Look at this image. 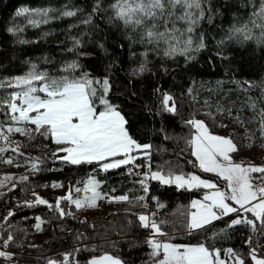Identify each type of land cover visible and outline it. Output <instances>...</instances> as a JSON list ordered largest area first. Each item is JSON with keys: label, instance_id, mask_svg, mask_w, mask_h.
<instances>
[{"label": "snow or ice", "instance_id": "1", "mask_svg": "<svg viewBox=\"0 0 264 264\" xmlns=\"http://www.w3.org/2000/svg\"><path fill=\"white\" fill-rule=\"evenodd\" d=\"M245 4H251L252 10L246 9V17L239 12L234 14L232 21L216 40L218 48L215 54L221 59L225 57L226 45L232 43L243 46L254 41L264 54V0H245ZM81 11L83 10L78 6L68 4L63 5L61 9L51 6H21L16 9V15L23 16L27 24L35 27L62 17H77ZM217 11L212 0H93L91 11L86 12L82 19H76L74 23L67 25L69 31L66 38L71 43L63 51L78 53L75 58L59 62L58 68L42 67L39 60L29 59L22 73L0 76V90H3L0 94V111L4 113V119H0V154H5L12 148L18 154L16 158L11 155L0 156L5 163L12 164L21 155V142H12L10 135L22 133L31 138L32 131L55 142L52 159L59 161L61 166L95 164L93 172L96 168L107 172L109 169L125 166L128 174L133 175L134 169L140 167L136 163L138 156L149 160V170L143 171L141 168L139 172L141 179L138 182L144 193L139 197H130L128 193H104L100 190L103 181L90 174L83 182L82 189L70 184L68 191L57 196L54 201L39 193H33L34 198L18 202L26 207L47 205L49 209L58 212L59 216L66 217L71 214L72 205L76 209L96 207L101 198L110 201H145L144 206H147L145 197L149 192V179L164 185L174 184L180 189L202 187L205 189L202 198L191 200L189 219L186 221L188 229H201L211 221L229 217L231 214L228 222L214 231L212 237L215 238L218 232L226 233L233 226L243 224L249 226L252 233L257 234L255 242L249 234L244 240V244L248 245L246 253L229 246L223 249L222 257V249L211 246L206 241L173 243L161 227V222L155 219V213L140 211L136 213L139 223L143 228L151 230L145 240L151 249V264H264V254H258V245L261 239H264V233L257 228V222L264 228V164L236 161L233 154L239 150V145L235 142L234 135L216 134L210 130L205 120L192 115L190 119L182 121L190 129L186 142L191 145V153L195 157L191 163L195 165L198 162L200 169L215 173L217 179L205 178L195 171L176 170L172 166H169L166 172L161 167L153 170L150 166V153L140 151L150 149L151 144L141 143L134 138L129 131L127 116L120 105L110 99V75L96 76L91 70L85 71L79 59V56L89 54L79 52V48L85 43V35L91 36L92 33L87 27L81 30L79 35H72L70 31L78 25L96 24L95 17L103 12L104 15L100 19L106 20L119 33V38L127 42L129 55L142 57L138 64H133L128 69L131 75L139 76L151 71V53L164 59L176 58L179 54L183 56L185 64L195 60L196 53L207 48L206 34L197 32V27L205 18L211 22ZM54 12H59V15H53ZM23 27L21 24H13L7 31L19 35ZM42 35L46 37L49 32L44 31ZM97 45L105 53H109L110 50L103 39L97 41ZM119 47L123 49L125 44L120 43ZM134 48L138 51H133ZM48 59L47 55L43 57L44 61ZM112 63L114 62L110 61L105 65L106 73L111 72ZM159 67L165 73L169 71L167 63H161ZM229 82L234 83L244 94L250 93L256 87L260 89L261 96L245 95L240 104V109L248 107L253 115L244 119L238 109L235 120L246 129L241 137L244 143L249 146L255 143L258 132L264 146V79L257 81L230 75ZM223 83V80H218L216 85L219 88ZM154 91L159 99L156 109L158 114L178 112V101L173 92L160 85ZM193 92L194 89L189 87L188 93ZM217 108L221 112L225 111L219 104ZM228 112L233 115L230 109ZM29 123L35 126L31 131ZM249 123L255 124V128H249ZM160 131L168 137L163 122ZM58 153L60 155H57ZM22 155L25 157L23 162L30 165L31 172L42 170L44 160L41 157ZM253 173L259 175L253 176ZM13 179L27 181L28 176L4 173L0 175V186ZM220 179L224 180V187L220 186ZM51 183L52 187L64 186L60 181ZM16 187L17 184L12 183L11 188ZM152 198L157 202L156 207L162 206L158 197ZM62 202H65L67 207L62 206ZM13 214L14 209H9L4 220H8ZM35 220V228L40 229L42 217L36 215ZM82 236L83 234H79L78 238ZM13 239V234L9 231L7 239L3 241L5 247ZM85 247L87 246L78 245L72 253L63 252L62 260L56 259L55 256L48 257L47 264H73V253ZM12 255L11 252L0 251L2 257L8 258ZM247 257L251 258L250 261ZM74 264H80L78 258L74 259ZM85 264H125V261L119 256L104 252L100 256L92 255Z\"/></svg>", "mask_w": 264, "mask_h": 264}, {"label": "trees", "instance_id": "2", "mask_svg": "<svg viewBox=\"0 0 264 264\" xmlns=\"http://www.w3.org/2000/svg\"><path fill=\"white\" fill-rule=\"evenodd\" d=\"M212 2L214 9L218 11L211 22L205 18L197 27V32L202 31L206 34L207 48L196 53L195 60L188 64L184 63L183 56L179 54L176 58L164 59L151 53L149 55L151 71L139 76L131 75L128 69L133 64H138L142 57L129 55L127 42L119 38V33L106 20L100 19L104 15L103 12L95 17L96 24L78 25L77 28L70 30L72 35H79L80 31L87 27L92 33L91 36L85 35V43L79 48V52L89 54L79 56V59L85 71L91 70L96 76L110 75L112 81L110 99L113 103L119 104L127 116L129 131L134 138L141 143L151 144L150 149L140 151L150 153V166L153 170L161 167L166 172L168 167L172 166L176 170L195 171L198 175L208 177L197 168V164L191 163L195 158L191 153V145L186 142L190 129L182 121L190 119L192 115L205 120L210 130L216 134H233L235 142L239 145V150L233 154L234 157H239L246 149H254L264 157V146L258 132L255 143L249 146L241 140L245 127L235 120L238 109L244 119L253 115L248 107L240 109V104L245 95L261 96L260 89L256 87L250 93L244 94L234 83L229 82L230 75L257 81L264 79V54L254 41L243 46L234 43L226 45L223 59L215 54L218 48L216 40L232 21L234 14L239 12L246 17L247 11L252 10L251 4L246 5L245 0ZM92 3L93 0H0V76L22 73L29 59L39 60L42 67L58 68L59 62L75 58L78 53L63 51L71 43L66 38L69 31L67 25L74 23L76 19H82L86 12L91 11ZM65 4L78 6L83 11L78 13L77 17H62L35 27L27 24L23 16L16 15V9L21 6L30 8L51 6L54 9H61ZM53 15L58 16L59 12H54ZM13 24L24 25L19 35L7 31ZM44 31H48L49 35L43 36ZM101 39L105 41L109 53L98 47L97 41ZM57 41L63 43L58 44ZM120 43L125 44L123 49L119 47ZM133 51L138 49L134 48ZM45 55L49 57L48 61L43 60ZM110 61L114 62L112 70L106 73L105 65ZM161 63H167L169 68L167 73L160 69ZM218 80L224 81L219 88L216 85ZM158 85L175 94L178 101L177 113L161 115L156 112L159 99L154 90ZM189 87L194 89L192 94L188 93ZM2 93L3 90H0V94ZM218 104L225 111H219ZM229 109L233 115H229ZM0 119H4L3 111H0ZM222 120L229 126L227 134L218 131V124ZM162 122L168 132L167 138L160 131ZM28 127L30 131L35 128L31 123ZM248 127L255 128V124L249 123ZM10 140L14 143L21 142V155L12 164L0 159V175L4 173H12L14 176L27 175L28 180L13 179L5 184L8 186L6 189H0L2 193L0 245L5 251L13 254L8 258L0 256V264H47L48 257L55 256L56 259L62 260L63 252L72 253L78 245L87 246L73 253V260L78 258L80 264H85L92 255L100 256L104 252L119 256L125 264H149L151 249L145 240L151 230L143 228L139 223L136 213L140 211L155 213V219L161 222V227L165 229L173 243L206 241L211 246L220 247L222 257L223 249L229 246L246 253L248 245L244 244V240L249 234L252 235L254 242L256 240L257 234L252 233L249 226L243 224L233 226L226 233L218 232L213 238L212 233L223 227L231 215L221 217L201 229L190 231L186 221L189 219L191 200L201 198L204 189H180L174 184L164 185L152 179L148 181L149 192L145 197L147 206H144L145 201L109 200V209L119 211L117 214L85 216L83 211L72 205L71 214L64 217L49 209L47 205L26 207L18 200L34 198L33 193H39L51 201L61 196L56 187H52V181L62 182L64 186L60 188L68 191L70 184L82 188L83 182L90 174L103 181L100 190L104 193L111 195L128 193L130 197H139L144 195L138 182L141 179L139 172L147 164L149 166V160L144 156L137 157L136 163L140 167L137 172L134 170L133 175L128 174L125 166L109 169L107 172L96 168L93 172L95 164L61 166L59 161L52 159V153L56 148L55 142L35 131H32L31 138L22 133H13ZM22 154L41 157L44 160L42 170L31 172L30 165L23 162L25 157ZM2 155L16 158L18 154L12 148L7 153L0 154ZM12 183L17 184V187L11 188ZM152 197H158L162 206L156 207L157 202ZM62 206L67 207V204L62 202ZM9 209H14V214L8 220H4ZM36 215L41 216L43 220L40 229L35 228ZM257 228L264 233V228L260 227L259 222ZM9 231L14 239L5 247L3 241L7 239ZM79 234H83L82 238H78ZM93 245L95 247H92ZM258 254H264V239H261L258 245ZM247 259L250 261L251 258Z\"/></svg>", "mask_w": 264, "mask_h": 264}, {"label": "rangeland", "instance_id": "3", "mask_svg": "<svg viewBox=\"0 0 264 264\" xmlns=\"http://www.w3.org/2000/svg\"><path fill=\"white\" fill-rule=\"evenodd\" d=\"M218 131L219 133L222 132L224 134H227L229 132V126H227V123L225 121H221L219 124H218ZM238 156V155H237ZM194 157V156H193ZM195 158V157H194ZM233 158L236 160V161H243L244 163H256V164H264V157H262V155L254 150V149H246V151H243L239 154V157H234ZM197 164V168L203 173V174H206V176L208 177H205V178H210V179H213V180H216L217 179V175L215 173H208V172H204L202 169L199 168V165H198V162L196 163ZM148 166V164H147ZM139 169V168H138ZM138 169H134L135 172L138 171ZM202 175V174H200ZM253 176H257L259 175L258 173H253L252 174ZM150 180V179H149ZM86 181V180H85ZM219 183H222L224 187L225 186V182L223 179H220L219 180ZM8 186H0V189H6ZM54 188V187H53ZM83 188V187H82ZM81 188V189H82ZM55 189H57V191L60 193V195L62 194H65L67 191L63 188H60V187H56ZM205 190V189H204ZM81 195L83 194V192L80 193ZM99 202V201H98ZM98 202H97V205H98ZM81 211H83L84 215H88V216H95V215H101V213H103V210L99 208V206H96V207H85V208H82V209H79ZM113 213L117 214L119 212H112L111 211V214H108V215H112ZM107 216V215H106ZM151 234V233H150ZM0 251H5L4 248L1 247L0 245ZM151 264V262L149 263Z\"/></svg>", "mask_w": 264, "mask_h": 264}, {"label": "built area", "instance_id": "4", "mask_svg": "<svg viewBox=\"0 0 264 264\" xmlns=\"http://www.w3.org/2000/svg\"><path fill=\"white\" fill-rule=\"evenodd\" d=\"M149 170V167L146 166L144 168V171H148ZM109 205V200L108 199H105V198H101L98 202V206L100 209L103 210V215H108V214H111V211L108 207ZM112 212H117V211H112ZM119 212V211H118ZM73 264H74V260H73Z\"/></svg>", "mask_w": 264, "mask_h": 264}, {"label": "crops", "instance_id": "5", "mask_svg": "<svg viewBox=\"0 0 264 264\" xmlns=\"http://www.w3.org/2000/svg\"><path fill=\"white\" fill-rule=\"evenodd\" d=\"M139 157V156H138ZM135 169H138V168H135ZM220 184V186L222 187L223 186V184L222 183H219ZM225 184V183H224ZM202 188V187H201ZM203 189V188H202ZM202 198V197H201ZM229 215H231V214H229ZM213 221H211L210 223H212ZM205 226V225H204ZM203 227V226H202Z\"/></svg>", "mask_w": 264, "mask_h": 264}]
</instances>
